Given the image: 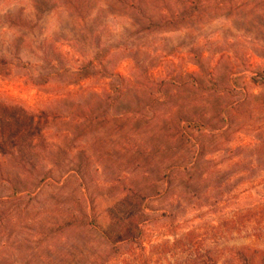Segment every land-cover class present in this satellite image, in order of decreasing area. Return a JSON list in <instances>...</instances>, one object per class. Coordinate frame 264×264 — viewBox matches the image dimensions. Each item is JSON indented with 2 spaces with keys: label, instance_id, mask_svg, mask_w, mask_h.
Returning <instances> with one entry per match:
<instances>
[{
  "label": "rangeland",
  "instance_id": "rangeland-1",
  "mask_svg": "<svg viewBox=\"0 0 264 264\" xmlns=\"http://www.w3.org/2000/svg\"><path fill=\"white\" fill-rule=\"evenodd\" d=\"M96 59L124 78L123 97L111 106L108 80L83 81L63 99L90 124L30 129L26 114ZM3 127L8 147L34 142L39 189L9 198L15 181L0 175V264L105 260L95 227H61L66 203L117 240L141 230L142 249L108 264L264 249V0H0ZM19 149L9 163L22 170Z\"/></svg>",
  "mask_w": 264,
  "mask_h": 264
},
{
  "label": "trees",
  "instance_id": "trees-1",
  "mask_svg": "<svg viewBox=\"0 0 264 264\" xmlns=\"http://www.w3.org/2000/svg\"><path fill=\"white\" fill-rule=\"evenodd\" d=\"M108 70L109 68L103 60H89L79 64L76 67V71L73 73V79L68 81L67 84L63 85L62 90L59 91V96L57 95L58 98L56 97L55 99L47 100L46 102L38 106V110L36 109V111H33L31 114L30 112L27 113V111L23 110L24 114L27 113V116L29 114L28 123L30 129H32V127L35 125L36 119V125L39 127V129H42L41 126L43 124H47L50 119H54V121H70L77 123V125H82V122H87V124H90L87 121V118L92 117L94 112L93 114L83 113L84 109L87 106L84 109H81V111H78V109H76L75 112H72L73 110H75L74 108L76 107L72 104H70V106L68 107L67 103L70 100L63 99V96L69 94L73 96L75 92L72 91L71 87H76L80 85L83 81L91 79H105L108 80L106 97L111 100V106L114 105L123 97V92L126 89L124 85L125 81L119 73L112 71L109 72L110 70ZM47 82L48 80L43 81L42 83L46 84ZM35 84L37 85L38 83ZM82 115L90 116L84 117ZM95 120V117L91 118L92 122H94ZM190 127H192L193 129L195 128L197 130H201L203 128V125H201L199 122H195L194 124L190 125ZM87 128L88 127L85 126L83 130H86ZM6 131L7 130L5 129V127L0 128L1 140L5 139L7 135ZM72 132L73 131H71L70 129H64V139L68 136H72ZM16 133V135H18L21 132L17 131ZM33 144L34 142H29V144L21 145L20 143L16 142V144H11V146L8 147V141H0V155L2 156L0 159V175L4 174V172H7L6 174L10 176L12 180L15 181L14 183H12L10 193H8L9 198L12 197L14 199H22L23 197H19V195L24 194L28 195L32 199L36 191L39 189L38 185H34V181H32V179H27V177L31 178L30 170L28 168V166H31L28 151L29 153H31L34 150V148L32 147ZM15 147L21 148V150L19 149V154L20 159L24 164L22 170L16 169V164L9 163V160H12L10 158L12 157L11 151H15ZM5 169H7L8 171H4ZM43 170L44 172H47L44 173L45 175L42 181L48 180L50 182H54L55 180H53V177L51 178L48 175L50 174L51 169ZM21 177H26L27 180L21 179ZM55 182L58 183V181ZM7 199L8 198H4L3 196L1 197L0 202L6 201ZM81 199H85L83 191H81ZM27 205L28 204H25L23 208L27 207ZM59 214L66 215L68 218L67 221L61 223V227L63 229H65L66 227H73L75 224L86 223L89 226L95 227L101 233V236L107 241L106 248L104 250H101L100 252L101 254H103V256H105V260L99 262V257H97L95 262L88 261L87 264H108L112 258H122L125 255H132V253H134L137 248L141 247L142 249L143 243L140 239L141 230L137 226H134L129 229L125 237H121V239L117 240L116 238H113L111 236L109 237V235H106L103 230L98 228V225L94 223V220L89 217V214L84 209H78L76 206H70V203H66L65 205H63V207H61ZM174 243H172L173 246L175 245ZM67 244L68 248H73L72 245L69 246V243ZM158 247H152V250L155 251ZM188 262L189 264H217L218 256L215 254V250L213 248H209L204 250L203 252L198 251V253H196L195 255H190ZM225 264H264V249H258L256 247L251 246H242L240 248L231 249L229 257L228 259H226Z\"/></svg>",
  "mask_w": 264,
  "mask_h": 264
}]
</instances>
